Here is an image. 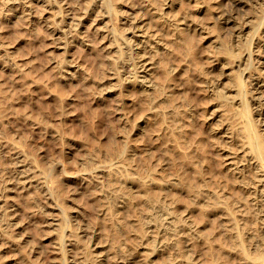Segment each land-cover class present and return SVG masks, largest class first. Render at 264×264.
<instances>
[{"label": "rangeland", "instance_id": "374dc122", "mask_svg": "<svg viewBox=\"0 0 264 264\" xmlns=\"http://www.w3.org/2000/svg\"><path fill=\"white\" fill-rule=\"evenodd\" d=\"M6 1L0 0V3ZM44 1L49 2L51 7H30L34 17L32 23L27 24L15 23L18 18L14 16V12L0 7L4 9L3 20L0 18V22H3L0 25V215L3 214L0 216V264H224L218 258L223 251L232 257L230 264L264 263L260 261L264 259V244L259 252H255L254 247L250 245L249 255L241 252L242 246L239 245L234 249L223 244L216 245L215 259L203 261L209 240L212 237L217 238L220 230L215 228L213 233L201 237V232L210 230L213 220L223 224L231 223L230 233L238 244L241 238L248 237V233L240 225L245 213L239 207L229 209L224 202L229 197L238 204L244 202L240 185L231 174L239 170L234 169L233 164L237 158L233 157L241 154L235 152L230 154L231 157L225 156L228 150L226 144L222 141L212 145L209 136L211 132L218 133L220 120L228 124L235 134L243 132L244 118L239 113L242 101L240 98L250 99V96H246L245 92L243 95L242 92L239 93L237 82H241L244 91L249 82L247 75L255 66L252 60L258 56L255 48L249 57L248 53L253 48V42H264V36H251L255 29L257 32L264 30V8L259 10L252 5L247 14H241L239 23L246 22L251 12L258 18L254 16L250 29L233 35L223 43L224 47L232 49L233 42L243 44V41L249 38L246 43L248 49L239 45L235 51L239 53L240 62L244 59L245 65L241 68L246 69L229 72L227 70L223 76L215 78L211 74L208 75L209 78L212 76L210 80L215 79L211 82V88L218 90L228 84L225 74L232 75L234 79V86L227 85L223 90L224 96L227 97L220 99L217 107H212L211 102H207L208 92L200 88L198 76H194L195 73L191 76L192 72H188V69L200 67L199 65L206 70H213L214 64L217 63L214 58L220 56L219 53H214L217 43L213 40L218 29L213 25L212 10L207 12L206 19H203L204 14H197L200 15L199 22L210 27L209 34L202 38L192 32V38L185 43L183 55L177 54L175 48H168L169 45H164L165 49L158 52L152 46L145 49L149 55L160 53L165 61H169L170 68L163 76L161 64H155L153 85L144 89L138 87V82L144 81L141 69L135 72L125 58L133 53L131 45L135 42L134 38H130V29L123 26L125 13L120 11V1L111 6V12H104L106 19L99 27L92 21L80 22L71 15L64 16L60 9L63 2L60 0ZM155 1L157 7H154L151 13L137 8L130 15L135 23L144 20L142 24L150 28L155 36L163 33L164 17L168 19L169 16H179L185 11L196 15V7L192 2L183 11L177 0H167L166 4L164 0ZM97 3L98 0H73L71 5L73 9L84 5L81 12V17H84L86 10ZM127 3L133 7H144L143 0H129ZM42 19L52 26L56 21L61 22L59 26L67 25L69 32L66 30L65 36L73 41L69 45L66 44L67 51L63 50L64 48H56L47 28L42 25ZM260 21H263V24H260ZM183 27L182 24L177 26L178 35H181ZM77 30L85 31L86 36L82 41L73 38ZM103 32L112 36V39L119 40L114 41L111 46L100 39H97V42L90 41ZM154 37H144L138 33L137 39L146 43L151 42ZM169 39L163 33L162 40L166 43ZM85 43L89 46L88 50L84 47ZM128 45L130 50L127 49ZM168 49L172 52L167 51ZM110 51L115 55L118 67H127L131 74L136 76L130 74L128 77L119 71L120 80L128 77L130 81L134 78L137 81L130 82L124 88V95L117 91L113 72L101 66L102 55ZM66 60L76 67H70L71 70L67 73H56L54 66L66 63ZM236 60L235 62L238 61ZM248 61L249 66L253 63L250 68ZM98 63L100 69L95 70V66H99ZM192 77H196V80ZM88 80L97 84L104 81L108 88L102 90L100 87L87 86ZM260 83L264 84V81L261 80ZM152 89H160V93L153 95L151 100L163 102L162 106L149 109L142 97H147V93ZM252 94L256 95L255 92ZM248 107L253 109L249 111V116L252 117L258 107L256 108L255 104H248ZM211 110L215 111V119L213 113L210 117ZM171 115H178L186 126L181 129L182 132H186L188 136L193 135L188 147L181 146L180 141L176 139L175 135L180 132L176 125L170 123ZM191 116L196 121H193ZM216 118L220 120L217 121ZM152 121L154 122L151 123ZM208 124L210 128H207ZM255 124L258 137L264 124L259 121ZM202 129L210 131L203 134V142L200 144L195 142L194 134L202 132ZM258 139L264 145L262 135ZM113 140L115 148H109L108 143ZM169 145L173 147L171 152L166 150ZM244 145L248 146V143L245 141ZM8 148L11 152H16V155L12 156L24 163L23 168L17 166L19 162L14 164L17 159L11 160L12 156L11 159L8 158ZM229 150L232 152L230 148ZM197 157L200 161H197ZM243 165H246V168L242 166L244 169H248L246 160ZM254 165L258 170L264 169L257 160H254ZM237 166L242 168L240 164ZM11 168H28L29 176L22 177L25 178L23 180L20 178L19 184L28 187L33 185L35 188H31L36 190L29 193L20 189L6 190L3 178L10 174ZM231 169H234L233 172L228 171ZM184 178L197 182L193 183L191 188H186L182 181ZM261 178L264 179V176ZM147 184L162 188L168 198L172 199L162 203L161 192L152 204V215L158 211L163 213L158 231L167 227L178 230L189 223L192 225L193 236L182 249L190 254L188 259L178 261L159 256L165 245L158 240L160 233L157 231L149 233L151 239L155 240V245L150 249L138 247L137 254L134 253L123 261L117 258L118 256L115 260L108 259L109 250L122 256L125 247L132 246L130 238L133 231L130 226L136 220L134 209L142 206L144 195L140 186ZM210 197H216L218 201L208 203L211 201ZM32 199L37 202L33 204ZM206 202L209 205L207 216L196 217L200 212V205ZM177 206H181L180 211H175ZM14 208H18L15 215L18 216L16 222L22 225L20 230H15L8 224L11 222L10 214L14 213ZM174 217L178 220L169 224ZM86 223L95 230L88 236L89 243L85 246L83 244L81 252L76 254L77 250L70 244L73 240L75 242L84 239L81 237V230ZM260 229L264 232V221ZM22 239H25L24 247L19 252L9 247L3 248L4 245L18 244Z\"/></svg>", "mask_w": 264, "mask_h": 264}, {"label": "bare ground", "instance_id": "6f19581e", "mask_svg": "<svg viewBox=\"0 0 264 264\" xmlns=\"http://www.w3.org/2000/svg\"><path fill=\"white\" fill-rule=\"evenodd\" d=\"M60 1L63 2L62 4H60V9L62 10L64 16L71 15L72 18H74L75 20H78L80 22H83L84 20H85L84 22L92 21V22H95L98 25V27L106 19L104 12L105 11L111 12V6L116 4L117 1H120L121 5H122V9L120 11H121V13H125V20L123 22V26L126 29H130V31H131L130 32L131 33L130 38H134L133 42H135L134 44L131 45L133 53H131V55H126L125 58L127 61H129V65H132L135 72H137L138 69H141L140 71H141V73H143L144 81L138 82V87L144 88V89L148 88V87L150 88L151 85H153L154 80L152 79V76L154 77V75H152V74H153L155 67H156L155 64H159V65L161 64L163 76L167 74V71H169V68H170L169 61L168 60L165 61L163 59V57L160 55V53L154 52V54H150L151 55L150 56L148 54L149 52H147L145 49H147V47H149V46H152V48L158 52L162 49L163 50L165 49L164 45H167V46L169 45L168 48H175L177 51V54L179 53L180 55H183L185 52V47H184L185 43L189 39L192 38V36H193L192 32H195V34L197 33L198 35H201L202 38L205 37V34L206 35L209 34L208 31H210L209 30L210 27L199 22V21H201L200 18L198 20V16H200V15H197V14L198 13L204 14L203 19H206L207 12L209 10H212L211 16L214 20L213 25L215 27H217L218 33H217L216 38L214 40L213 39H211V40H213V42L217 43L215 48H214L215 55L217 53H219L220 56H215L214 59L217 63L214 64L213 70L212 69L206 70L205 68L201 67L202 65H199L200 67H197L194 69H191V68L188 69V72H189V70L192 72L191 76L194 75L193 73H195L194 76H198L197 81H200L199 82L201 84L200 88L201 89L203 88L204 91L208 92V97H206L208 100L207 102H211L212 107H217L220 99L227 97V96H224L223 90L226 89L225 87H227V85L233 84L234 79H233L232 75H226L225 74V76L227 77L226 80L228 81L226 83H228V84L225 85L223 83V85H225V86L221 88L222 90H218V89L211 88L212 87L211 82H212V80L214 81L215 79L212 78V80H210L212 76L209 78L208 75L211 74V75H213L214 78L216 76L218 77L219 75L223 76L222 74L226 73L227 70H228V72H229V70L230 71H233V70L237 71L241 68V66L245 65L243 63L244 59L241 60V62H240L239 61L240 60L239 53H236L235 51H236V47H239V45H242V47H244L245 49H248V48H246V43L249 42V38L246 39L245 41H243V44H238L239 42H237V41L233 42L232 43V45H233L232 49L224 47L223 43H225L233 35H239L242 32L244 33L245 30L250 29L253 26V20L252 19L254 18V16H255V18L256 17L258 18V16L256 14H253L251 12V14L247 16L246 22L239 23L238 19H240L241 14H243V13L247 14L249 11V8H251L252 5L258 7L259 10H262L264 8V0H177L180 3L179 7H181L182 8L181 10H183V11L186 10L187 7L190 5V2H192L193 6L196 7V13H195L196 15L190 14L189 12L185 11V13L182 15H179L180 14L179 13L178 14L179 16H176V15L169 16L168 19L164 17V19L162 20V23L164 26L163 33H165L170 38L169 41H167L165 43L162 40L163 39V33L162 34L159 33V36H155L150 28L148 29L145 25L142 24V22L144 20L143 21L140 20V21H137V23H135L132 21V18L130 16L132 14V12H134V10L137 8H143L147 12L151 13V10L154 9V7H157V2L155 0H150V1H148V0L144 1L143 0V2H144L143 6L144 7H133L127 3L129 0H98V3L95 4V6H92L86 10V15H84V17H81V12L83 11L82 7H84V5H81L80 7H74V9H73L72 5H71L73 0H60ZM164 1L166 4L167 0H164ZM33 5L43 6L45 9H48L51 7L50 3L47 1H44V0H15L14 2L7 0L4 3H0V7L7 8V9L12 10L14 12V16H16L18 18V20L15 23H20V24L32 23L34 16H33L32 11H31L32 9L30 7H32ZM2 8H0V18L3 20V15H2L3 11L2 10H4V9H2ZM25 16H26V18H25ZM259 18H260V16H259ZM201 19H202V17H201ZM14 21H15V19H14ZM11 22H12V20H11ZM41 22H42V25L47 28L48 33L51 35V38H52L54 45L57 46L56 48H62V49L64 48L63 50L67 51L68 45L73 42L72 39L69 40V38L65 36L66 35L65 31L67 30L66 32H69L67 25H64V27L59 26L61 24V22L59 23L56 21L52 26L51 24H49V22L47 20H44V19H42ZM2 23L3 22L1 21L0 25ZM180 24H182L184 27L182 29L181 35H178L177 34V26ZM260 24H263V21H260ZM0 29H1V27H0ZM83 30H81V31L77 30L74 33V37H73L74 40H77V38H78L79 41H82V39L86 36L85 31H83ZM14 32L12 31V33H14ZM138 33L143 34L144 37H150V38L152 36L153 37L155 36V37L151 39L152 40L151 42L146 41V43H145V42H142V41L137 39ZM255 34H256V38H260V37L264 36V30L257 32V29H255L254 32H252L251 36H253ZM208 37H209V35H208ZM97 39L98 40L100 39V41L103 40V43L107 42L106 44L107 45L109 44L110 46L112 45V43L114 41L119 40L117 38L112 39V36H110L109 34H107L105 32L100 33L98 35V37H94V39H91L90 41H92V42L96 41L97 42ZM207 39L209 40L210 38H207ZM36 41H38V40H36ZM66 44H68V45L66 46ZM253 44H254L253 48L249 51L248 57L250 56V53L254 52V50H253L254 48H255V51L258 52V56L253 58L252 61L254 62L255 66L252 68V70H250L248 75L246 74L247 77L249 78V82L245 86L244 91H243V87L241 85V82L240 81L237 82V83H239L238 84L239 93L242 92V95H243V92H245L246 96L247 95L250 96V99L249 98H243V97L240 98V100H242V101H240L241 102L240 103L241 108L239 109V113H240L241 117L244 118V129H243L242 134H240V133L235 134L234 131H232L230 129L228 124L221 122L222 120H220V119H219L220 120L219 121L217 118H216L217 121L220 122V124H218L219 131L217 134H221L223 136H221V135L218 136L214 132L213 133L209 132L211 135L208 133L210 135V136L208 135L210 137V138L209 137L208 138L210 139V142L212 145L215 143H221L222 141L224 142V144H226V147H228V150L226 151L225 156H230V154L235 153V152L236 153L238 152L241 154L240 156H234L233 158H237V161H234V164L232 163L235 166L234 169H239V170L237 172L236 171L233 172L234 169H231L228 171L233 172V173H231V174H233L232 177L237 179L238 184L240 185V188H241V193H242L244 202L241 201V203L238 204V202H234L232 199H230V197H229V199H226L224 202L227 204V207L229 209H231L233 207L234 208L239 207L245 213V216L241 219L240 225H241L242 229L245 230L246 233H248V237L247 238H241L240 244H238L237 241L234 239V236L232 235V233H230V230L232 229L231 223L225 222L223 224V223H219L218 221H215V220L211 221L210 230H207L206 232L205 231L201 232V237L204 238V237H206V235H209V233H213V229H215V228H216V230L219 229L220 232H219V235H217V238L212 237V239L209 240V243L206 246L207 249L204 251V254H203V258H202L203 261L215 259V255L217 254V249L215 247L216 245L218 246L220 244H223L227 248H230V249H232V248L234 249L235 247H237V245H239L240 247L242 246L241 252H244V254L249 255L248 247L250 245L252 247H254L255 252H259L261 245L264 244V241H263L264 240V232L260 229L261 224L264 221V179L261 178L262 176H264L263 175L264 169L258 170L257 166L254 165V160H257L258 163H261V165L264 166V145L258 139V137L261 138V135L264 138V125H263L264 124V84L260 83L261 80L264 81V76H261V74H264V42L262 44L259 41H257V42H253ZM84 47H86L87 50L89 48V46L86 43H85ZM127 49L130 50V45L127 46ZM1 51L2 50L0 49V52ZM111 51L106 52L102 55L103 61H102L101 66L108 68V70H111L113 72L112 75H114L116 77L114 79L116 80L117 86H118L117 91L119 94L124 95V91H125L124 88L128 84H130V82L135 83L137 81L135 80V78L132 81L127 79L128 77H130V74H131L130 70L127 67H123V66L118 67L117 61H116L117 59L115 58V55L112 54ZM167 51H171V50L168 49ZM155 53H156V55H155ZM167 57H168V55H167ZM235 59H237L238 61L236 60L237 62H235ZM55 64H56V62H55ZM251 64H253V63H250V66H249V61H248V68L251 67ZM256 64H257V66H256ZM70 67H76V66L75 65L72 66L70 61L66 60V63H62L60 65L56 64L54 66V69H55L56 73H62L63 74L65 72L67 73L69 71ZM105 68H103V69H105ZM94 69L99 70L100 64H99V66H95ZM241 69H246V68H241ZM120 70H121V72H123L124 75H128V77H126L125 79L122 78L120 80V77H121V76H119ZM133 77H136L135 74ZM195 78L196 77H194L193 79H195ZM115 80H113V81H115ZM104 83L105 82L102 81V82L97 84L95 81L88 80L86 85L87 86H94L95 88L100 87L99 89L104 90V89L108 88L107 83L106 84H104ZM148 84H149V86H145ZM200 84L197 83V85H200ZM221 85H222V83H221ZM235 85H237V84L235 83ZM232 86H234V84L231 85V87ZM228 90L229 89H227V91ZM253 92H255L256 95L252 94ZM157 93L158 94L160 93V89L159 90L158 89L157 90L152 89L151 92L147 93L148 94L147 97H142L145 104L149 105V109L159 107L160 105L162 106L163 101H152L151 100L153 98V95H157ZM202 98H203V95H202ZM115 99H116V97H115ZM117 100L118 101L120 100V96L118 97ZM199 103H200V101H199ZM165 104H167V103H165ZM248 104L250 106L255 104L256 108L258 107V109H256L253 112L252 117L249 116V111L251 112L253 109L252 108L249 109ZM195 105H196V103H195ZM57 106H58V104H57ZM208 109H210V108H208ZM213 110H215V109H213ZM213 110H211L210 117L213 116L211 114L213 112H215ZM208 112H210V111H208ZM192 117L193 116H191V118ZM213 117H214L213 119H215V114ZM170 119H171L170 123L172 125H176L177 128H179L180 133H177L175 135L176 139H178L180 141L181 146L188 147L191 143L190 142L191 136H193V135L188 136V134H185L186 132L185 133H184V131L182 132L181 129H184V127H186V126H184V123L181 121V119L179 118L178 115H171ZM192 120H193V118H192ZM194 120H195V118H194ZM258 121L260 124L263 123L262 124L263 127H261L262 132L260 133V135L258 134L259 136L257 137V132L255 131V128H257V124H255V123H257ZM153 122L154 121H152L151 123H153ZM190 122H191V120H190ZM209 124H208L207 128H210ZM125 127H127V126H125ZM122 129H124V128H122ZM193 129H195V128H193ZM189 130H190V128H189ZM201 131L202 132H200L198 134L192 133L195 136L194 137L195 142H198L200 144H202V142H203V138H202L203 134H207L206 130L203 131V129H202ZM92 136H94V135H92ZM221 138H223V139L221 140ZM244 140L248 143V146L244 145V142H245ZM108 141H109V139H108ZM114 146H115L114 140L110 141L108 143L109 148H115ZM170 146L171 145H169L166 148L167 152L173 151L172 150L173 147L172 146L170 147ZM229 148L231 149L232 152H230ZM9 149L10 148H8L7 151L6 150L5 151H6V154L8 153V158L10 157L9 159H11V156L16 155L15 154L16 152L15 153L11 152ZM90 151H92V150H90ZM13 156H12L11 160L17 159V161L14 162V164L19 162V164H17V166L19 165L20 167L23 168L24 163H22V161H18V158L13 157ZM193 157L195 158L196 156H193ZM196 159H197V161H200L199 157H197ZM127 160H129V159H127ZM232 160H234V159H232ZM245 160L247 162L248 169H244V167L246 168V165H243V162ZM87 162H89V161L87 160ZM87 162H85V163H87ZM172 162L173 161H171V164H172ZM85 163H84V165H85ZM232 164H230V167ZM238 164L241 165L240 167H242V166H244V167L239 168L237 166ZM82 165H83V163H82ZM24 168H26V167H24ZM256 168H257V170H255ZM180 169H182V167ZM9 173L10 174L6 175V177L3 178L4 183H5L4 187L6 190L13 191V190L20 189V190L25 191L27 193H29L30 191L36 190V189L31 188L33 185L28 187V186H21V184H19V182L21 183V180H23V179L27 178V176H29L28 175V168L26 170H21L19 168L18 169H16V168L12 169L11 168V171ZM29 173L32 175L31 171ZM22 177H25V178L22 179ZM20 178H21V180H20ZM182 181L185 184L186 188H191L194 185L193 183L197 182V181L192 180L191 178H184V179H182ZM7 183H8V186H6ZM9 186H11V187H9ZM140 190L143 192L142 195H144V200L142 201V206L140 208L134 209L136 211L135 212L136 213V215H135L136 220H134L133 221L134 223L130 226L132 231H133L131 238H130L132 246L131 247H125V250L123 252L124 255L122 254L123 257L118 252H116V251L113 252V251L109 250L108 259H111V258L114 259L118 256L117 258H121V260L123 261V260H126V258H128L129 256L133 255L134 253L137 254L138 253L137 252L138 247H141V248L145 247V250L150 249L151 247H153L155 245V240L151 239V235H149V233L152 234L151 233L152 231H155V232L157 231V233H160L158 240L163 245H165L162 253L159 256H161V257L163 256L167 259H177L178 261L182 260V259L183 260L188 259L190 257V254H188L187 252H183L182 249H184V247H186L187 241L190 240L191 237L193 236L191 233L192 225L189 223L186 227H184V228L182 227L178 230H175V229L171 230L169 227H167L162 231H158L159 220H161V218L163 217V213L161 211H158L157 213L152 215L150 212L154 207V206H152V204L156 199H158L157 196L160 195L161 192H162V199H163L162 203L165 204L169 199L170 200H172V199L170 197L168 198V194L165 191H163L162 188L156 187V186H151L150 184H147L145 186L144 185L140 186ZM0 194H1V191H0ZM210 199H211V201H209L208 203H212V202L216 203L218 201V200H216L217 199L216 197H210ZM31 202L33 204H35L37 202V200L32 199ZM208 203L206 202V203L200 205V212L197 214L196 217L207 216V213H208L207 208L209 206ZM180 210H181V206H177L175 208V211H180ZM12 212H14V213L10 214L11 222L9 221L8 224H11V226H13L15 230H17V229L20 230L22 225L20 223L16 222V220H18L17 219L18 216L15 215L18 212V208H14ZM0 216L2 217L3 214H1ZM177 220H178V218L174 217L173 219H171L169 221V224L175 223ZM148 224H150V225H148ZM1 226H2V223L0 220V227ZM94 230L95 229L93 226H91V225L89 226L87 224V225H85L83 230H81V233H82L81 237L84 239H80L79 241L76 240L75 242L73 240V243L70 245H73V249H75V251L77 250L76 254L81 252V250L83 248V244L85 246L89 243L90 238L88 239V236L92 232H94ZM106 234H108V233H106ZM108 235H110V234H108ZM81 237H79V238H81ZM106 237H108V236L106 235ZM111 238L112 237L110 236V239ZM110 239L108 238L107 240H110ZM24 240L25 239H22V242H19L18 244H8L7 246L4 245L3 248L9 247L11 250L19 252L24 247V244H23ZM4 243H5V241H4ZM92 244H94V242H92ZM95 247H97V246L95 245ZM108 249H109V247H108ZM218 258H220L224 264H230L232 262V257L228 253H225L224 251L220 254V256ZM260 261L264 262V259H261ZM262 264H264V263H262Z\"/></svg>", "mask_w": 264, "mask_h": 264}]
</instances>
